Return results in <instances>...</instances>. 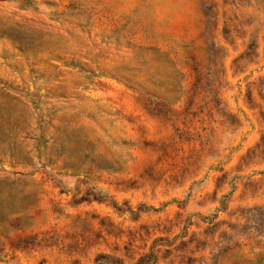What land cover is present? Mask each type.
Returning <instances> with one entry per match:
<instances>
[{
	"label": "rangeland",
	"instance_id": "374dc122",
	"mask_svg": "<svg viewBox=\"0 0 264 264\" xmlns=\"http://www.w3.org/2000/svg\"><path fill=\"white\" fill-rule=\"evenodd\" d=\"M0 264H264V0H0Z\"/></svg>",
	"mask_w": 264,
	"mask_h": 264
}]
</instances>
